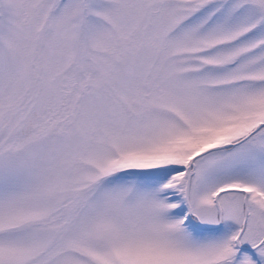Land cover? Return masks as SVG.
<instances>
[{
    "label": "snow or ice",
    "instance_id": "obj_1",
    "mask_svg": "<svg viewBox=\"0 0 264 264\" xmlns=\"http://www.w3.org/2000/svg\"><path fill=\"white\" fill-rule=\"evenodd\" d=\"M0 264H264V0H0Z\"/></svg>",
    "mask_w": 264,
    "mask_h": 264
}]
</instances>
